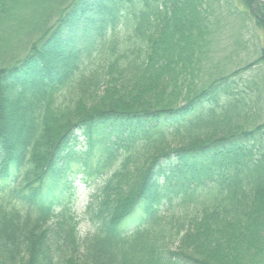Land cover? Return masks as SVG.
Here are the masks:
<instances>
[{"label": "trees", "instance_id": "trees-1", "mask_svg": "<svg viewBox=\"0 0 264 264\" xmlns=\"http://www.w3.org/2000/svg\"><path fill=\"white\" fill-rule=\"evenodd\" d=\"M0 264H264V0H0Z\"/></svg>", "mask_w": 264, "mask_h": 264}, {"label": "rangeland", "instance_id": "rangeland-1", "mask_svg": "<svg viewBox=\"0 0 264 264\" xmlns=\"http://www.w3.org/2000/svg\"><path fill=\"white\" fill-rule=\"evenodd\" d=\"M257 31V30H256ZM258 34H260V31H257ZM235 36V31L230 29L229 30V44H232L233 37ZM259 38V35L257 36ZM257 38V39H258ZM258 43H263V39L260 41L257 40ZM233 45V44H232ZM244 53V52H242ZM233 55V54H232ZM244 54H241L240 57H243ZM233 59H237V57H233ZM260 68V67H259ZM258 68V71L254 70L252 73H247L248 79H252L250 77H253V79H261L260 69ZM256 71V72H255ZM99 184V178H90V179H84L82 177L81 173L76 174L74 181L72 182V186L70 189V192L72 193L73 197V204L76 211H81L83 206L86 204L87 199L89 197V194L94 190L96 185ZM82 226L80 227V234H83L85 232V227L87 226L84 222L81 223Z\"/></svg>", "mask_w": 264, "mask_h": 264}]
</instances>
